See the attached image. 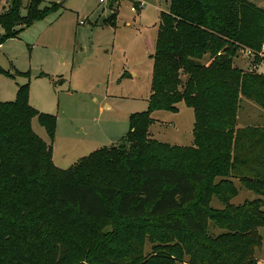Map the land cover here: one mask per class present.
<instances>
[{"label": "trees", "instance_id": "trees-1", "mask_svg": "<svg viewBox=\"0 0 264 264\" xmlns=\"http://www.w3.org/2000/svg\"><path fill=\"white\" fill-rule=\"evenodd\" d=\"M23 1L10 0L8 10H0V43L59 7L28 0L21 14ZM263 41L264 8L249 0H169L150 55L148 109L131 114L123 143L97 148L66 169L55 166L51 145L31 127L37 116L53 137L54 115L29 105L28 84L18 85L13 101H0V221L16 225L23 237L84 227L92 263L257 264L264 227V125L237 127L236 111L240 96L264 109V73L235 66L233 58L238 50H250L256 68L264 59L258 55ZM206 54L207 64L201 61ZM1 73L8 71L0 67ZM180 101L193 110L192 144L148 139L151 112H177ZM105 165L113 179L99 171ZM234 179L257 197L233 203ZM212 197L220 207L211 205ZM105 219L113 222L99 225ZM209 222L218 232L209 231ZM134 230L141 233L138 240ZM146 237L157 242L148 256ZM53 241L60 242L57 236ZM66 250L61 247L59 262ZM0 264L39 263L13 250Z\"/></svg>", "mask_w": 264, "mask_h": 264}, {"label": "rangeland", "instance_id": "rangeland-1", "mask_svg": "<svg viewBox=\"0 0 264 264\" xmlns=\"http://www.w3.org/2000/svg\"><path fill=\"white\" fill-rule=\"evenodd\" d=\"M135 1L144 2L139 12L130 9ZM249 1L264 8V0ZM27 2L23 1L21 14L25 13ZM52 2L60 3L56 11L0 43V67L8 71L0 74V101H13L18 85L28 84L29 105L55 117L53 137L37 116L31 119L32 130L51 145L55 166L66 169L97 148L123 143L131 114L148 109L152 77L150 55L155 47L160 13L168 10L169 0H43L40 6ZM9 7L10 0L5 5L0 2V10ZM3 32L0 25V36ZM209 60L206 54L201 61L207 64ZM251 60L238 50L233 64L264 73V59L256 68ZM185 78L181 74L182 81ZM105 103L108 106L105 107ZM238 105L237 127L245 118L253 126L264 122V109L254 101L240 96ZM176 106L177 112H151L153 122L148 126V139L168 146L192 144L193 110L183 101ZM141 159H144L143 154ZM109 166L99 169L106 177ZM109 177L114 178L112 174ZM249 194L242 190L232 202L237 204ZM211 205L215 207L214 199ZM54 221L62 222L58 217ZM110 222L113 219L100 220L99 225ZM109 226L106 229H110ZM16 228L8 221H0V257L19 250L33 256L39 264H107L87 261V243L91 236L84 227L49 235L38 230L26 237L24 233L18 235ZM209 231L218 232V228L209 222ZM130 233L133 238H140L141 233L135 230ZM259 233L262 246L256 256L258 264H264V227L259 228ZM54 236L59 238L58 244L53 241ZM148 238L143 241L146 256L157 243ZM123 239L122 244H118L121 248L124 247ZM62 246L67 249L66 256L59 262Z\"/></svg>", "mask_w": 264, "mask_h": 264}, {"label": "crops", "instance_id": "crops-1", "mask_svg": "<svg viewBox=\"0 0 264 264\" xmlns=\"http://www.w3.org/2000/svg\"><path fill=\"white\" fill-rule=\"evenodd\" d=\"M246 103V102H245ZM105 104H107V103H105ZM104 104V105H105ZM244 104V103H243ZM178 108V107H177ZM178 111H179V108H178ZM193 120H194V117H193ZM246 118H245V122L243 121V124H241L240 126L238 125V127H245V126H248V125H250L251 123H250V121L249 122H246ZM237 121H238V116H237ZM245 123V124H244ZM250 123V124H249ZM251 125H253V124H251ZM255 125H264V122H262L261 124H255ZM192 130V129H191ZM191 133H192V131H191ZM234 183H235V185L237 186V188H238V194L242 191V190H245V191H249L250 192V194H249V197L248 196H244V199L241 201V202H238V203H242L243 201H245V200H251V199H254V198H256L257 196L252 192V191H250V190H247V189H245V188H243V187H241V185H240V183L238 182V180L237 179H234ZM237 194V195H238ZM236 195V196H237ZM212 199H214V203H215V207H220V203L217 201V199L215 198V197H213ZM233 200V199H232ZM231 200V201H232ZM212 201V200H211ZM237 203V204H238ZM214 207V206H213ZM258 259V258H257ZM259 263V262H258ZM257 263V264H258ZM184 264H188V263H186V262H184Z\"/></svg>", "mask_w": 264, "mask_h": 264}, {"label": "built area", "instance_id": "built-area-1", "mask_svg": "<svg viewBox=\"0 0 264 264\" xmlns=\"http://www.w3.org/2000/svg\"><path fill=\"white\" fill-rule=\"evenodd\" d=\"M105 0H99V2H104ZM0 2H2L4 5L7 3V2H9V0H0ZM136 2V4L135 5H132L131 6V11H133V12H138L139 10H141V8L144 6V2L143 1H135ZM245 54H246V56H248V57H251V56H253L254 55V53L252 52V51H250V50H244L243 51ZM258 55L260 56V57H264V41L262 42V44H261V49H260V51L258 52Z\"/></svg>", "mask_w": 264, "mask_h": 264}, {"label": "water", "instance_id": "water-1", "mask_svg": "<svg viewBox=\"0 0 264 264\" xmlns=\"http://www.w3.org/2000/svg\"><path fill=\"white\" fill-rule=\"evenodd\" d=\"M60 4V3H59ZM108 106V104H105V107Z\"/></svg>", "mask_w": 264, "mask_h": 264}]
</instances>
